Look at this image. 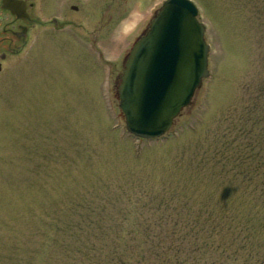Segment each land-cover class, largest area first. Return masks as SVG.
I'll use <instances>...</instances> for the list:
<instances>
[{"label":"rangeland","instance_id":"obj_1","mask_svg":"<svg viewBox=\"0 0 264 264\" xmlns=\"http://www.w3.org/2000/svg\"><path fill=\"white\" fill-rule=\"evenodd\" d=\"M163 1L61 0L73 29L45 36L0 91V264H106L122 240L138 245L128 235L171 220L249 221L264 240L258 203L219 153L262 100L264 20L254 0H191L209 76L164 136L136 139L117 87Z\"/></svg>","mask_w":264,"mask_h":264},{"label":"water","instance_id":"obj_2","mask_svg":"<svg viewBox=\"0 0 264 264\" xmlns=\"http://www.w3.org/2000/svg\"><path fill=\"white\" fill-rule=\"evenodd\" d=\"M205 28L191 0H164L132 45L117 87L126 132L164 136L209 76Z\"/></svg>","mask_w":264,"mask_h":264},{"label":"trees","instance_id":"obj_3","mask_svg":"<svg viewBox=\"0 0 264 264\" xmlns=\"http://www.w3.org/2000/svg\"><path fill=\"white\" fill-rule=\"evenodd\" d=\"M254 2L256 14L264 20V0ZM261 97L248 110L247 125L238 129L237 138L222 140L218 152L223 166L230 163L234 176L250 190L264 219V87ZM170 225V230L148 227L143 234L128 235L129 241L140 236L138 245L122 240L121 249L108 251L106 264H264V240L249 221L233 220L226 227L207 219H187L171 220Z\"/></svg>","mask_w":264,"mask_h":264},{"label":"flooded vegetation","instance_id":"obj_4","mask_svg":"<svg viewBox=\"0 0 264 264\" xmlns=\"http://www.w3.org/2000/svg\"><path fill=\"white\" fill-rule=\"evenodd\" d=\"M62 5L61 0H0V91L32 60L35 45L43 50L45 36L73 29L61 15Z\"/></svg>","mask_w":264,"mask_h":264},{"label":"bare ground","instance_id":"obj_5","mask_svg":"<svg viewBox=\"0 0 264 264\" xmlns=\"http://www.w3.org/2000/svg\"><path fill=\"white\" fill-rule=\"evenodd\" d=\"M132 27V24L131 23H127V25H125L124 27V31L130 29Z\"/></svg>","mask_w":264,"mask_h":264}]
</instances>
